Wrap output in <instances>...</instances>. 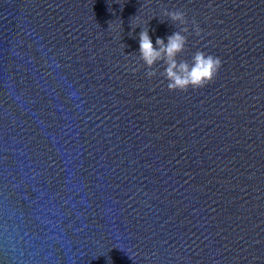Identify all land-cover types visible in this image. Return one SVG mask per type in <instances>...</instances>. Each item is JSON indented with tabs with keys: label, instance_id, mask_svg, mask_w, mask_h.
Listing matches in <instances>:
<instances>
[{
	"label": "water",
	"instance_id": "water-1",
	"mask_svg": "<svg viewBox=\"0 0 264 264\" xmlns=\"http://www.w3.org/2000/svg\"><path fill=\"white\" fill-rule=\"evenodd\" d=\"M164 9L205 87L146 76ZM0 264H264V0H0Z\"/></svg>",
	"mask_w": 264,
	"mask_h": 264
},
{
	"label": "clouds",
	"instance_id": "clouds-1",
	"mask_svg": "<svg viewBox=\"0 0 264 264\" xmlns=\"http://www.w3.org/2000/svg\"><path fill=\"white\" fill-rule=\"evenodd\" d=\"M167 16L178 30L167 36V43L161 37L155 40V46L149 35L148 28H143L139 33V60L146 66V76L152 78L157 75L153 67L157 62H162L163 72L160 73L167 81L169 91L187 92L189 88L196 90L212 82L220 68L222 59L219 56L197 49L190 60L177 59L179 54L186 49L188 36L193 33L201 36L203 29L193 18L189 21L187 13L182 9H164ZM191 24L192 32H190Z\"/></svg>",
	"mask_w": 264,
	"mask_h": 264
}]
</instances>
